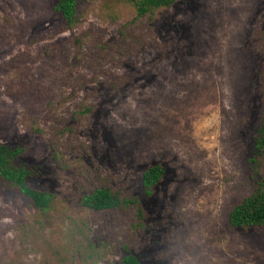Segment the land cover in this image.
Returning <instances> with one entry per match:
<instances>
[{
  "label": "rangeland",
  "instance_id": "rangeland-1",
  "mask_svg": "<svg viewBox=\"0 0 264 264\" xmlns=\"http://www.w3.org/2000/svg\"><path fill=\"white\" fill-rule=\"evenodd\" d=\"M0 0V141L55 194L34 207L0 179V264H264V226L231 209L264 176V0ZM161 163L152 195L145 168ZM107 186L136 208L95 210Z\"/></svg>",
  "mask_w": 264,
  "mask_h": 264
},
{
  "label": "trees",
  "instance_id": "trees-1",
  "mask_svg": "<svg viewBox=\"0 0 264 264\" xmlns=\"http://www.w3.org/2000/svg\"><path fill=\"white\" fill-rule=\"evenodd\" d=\"M80 0H56L53 9L62 17L66 27L77 23L78 2ZM137 10L138 17H153L158 10L172 7L176 0H129ZM258 152H264V119L256 137ZM24 148L18 145L0 141V179L7 185L17 188L29 198L34 207L49 210L55 199V194L31 183L38 178V165L20 161ZM165 168L161 163L148 165L143 172L142 184L145 192L152 195L156 186L162 181ZM82 204L95 210H110L117 208H136L140 219L144 217L145 209L139 196H123L107 186L98 187L82 197ZM229 223L234 227L264 226V176L257 180L252 193L246 195L229 213ZM124 256V264H141L130 249Z\"/></svg>",
  "mask_w": 264,
  "mask_h": 264
}]
</instances>
